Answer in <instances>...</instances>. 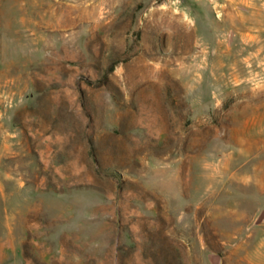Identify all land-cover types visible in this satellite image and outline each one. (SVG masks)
Masks as SVG:
<instances>
[{
	"label": "rangeland",
	"instance_id": "rangeland-1",
	"mask_svg": "<svg viewBox=\"0 0 264 264\" xmlns=\"http://www.w3.org/2000/svg\"><path fill=\"white\" fill-rule=\"evenodd\" d=\"M264 264V0H0V264Z\"/></svg>",
	"mask_w": 264,
	"mask_h": 264
},
{
	"label": "water",
	"instance_id": "water-1",
	"mask_svg": "<svg viewBox=\"0 0 264 264\" xmlns=\"http://www.w3.org/2000/svg\"><path fill=\"white\" fill-rule=\"evenodd\" d=\"M208 259L210 264H220L221 255L218 253H210Z\"/></svg>",
	"mask_w": 264,
	"mask_h": 264
}]
</instances>
